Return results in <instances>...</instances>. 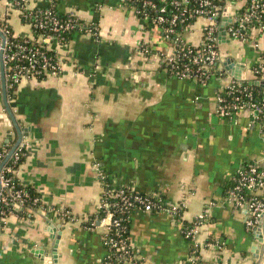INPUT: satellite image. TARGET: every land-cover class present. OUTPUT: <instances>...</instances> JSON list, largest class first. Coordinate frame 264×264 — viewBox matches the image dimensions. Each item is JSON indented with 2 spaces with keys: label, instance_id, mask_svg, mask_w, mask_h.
Listing matches in <instances>:
<instances>
[{
  "label": "crops",
  "instance_id": "1",
  "mask_svg": "<svg viewBox=\"0 0 264 264\" xmlns=\"http://www.w3.org/2000/svg\"><path fill=\"white\" fill-rule=\"evenodd\" d=\"M55 7L97 26L98 40L73 33L65 43L53 41L60 74L22 80L11 96L6 91L23 131V161L12 177L36 194L39 206L24 214L12 204L0 226V264H50L34 250L48 255L58 231L57 264H103L108 252L97 207L105 184L185 204L179 221L166 213H130L128 239L141 264H188L192 247L182 227L201 213L207 221L194 240L199 264H256L245 212L227 203L225 191L241 166L264 169V123L216 113L224 81L199 87L138 53L141 42L155 53H170L172 45L125 0H55ZM3 16L15 37L32 38L6 0H0ZM203 24L196 20L182 39L199 45ZM258 45H221L223 63L242 64L244 80H253V69L264 66V33ZM5 115L0 84V150L9 151L17 136Z\"/></svg>",
  "mask_w": 264,
  "mask_h": 264
},
{
  "label": "built area",
  "instance_id": "2",
  "mask_svg": "<svg viewBox=\"0 0 264 264\" xmlns=\"http://www.w3.org/2000/svg\"><path fill=\"white\" fill-rule=\"evenodd\" d=\"M130 2L131 0H127ZM43 3V9L34 14L36 28L40 34L35 45L26 38L22 42L8 39L6 25L2 24L0 33L5 37L4 44L0 39V62H2L6 90L15 89L22 80H37L40 76L58 75L61 66L57 59L47 52L50 44L63 33L78 28L80 34L89 35L98 40L97 26L77 23L80 19L75 14H67L62 20L51 9L53 0H6L8 10L13 4H25L27 7ZM139 6L132 8L133 13L148 27L158 28L165 40L172 45L170 53L152 52L146 42L139 43L137 52L152 59L159 69L172 77L192 82L204 87L211 79L224 81L225 85L216 95V113L223 118H231L238 113L248 116L251 124L264 123V98L254 101L251 90L227 74L223 68L220 46L231 41L247 42L258 48V35L264 33V0H134ZM77 19H76V18ZM228 18L224 35L220 36L219 26L223 18ZM203 20L199 45L191 46L182 39V34L196 20ZM4 20V16L2 17ZM83 21V20H82ZM15 36H13L14 38ZM223 39V40H222ZM225 62V61H224ZM246 81V80H244ZM264 81V66L253 69V80ZM229 96L230 101L223 97ZM8 150H0V164ZM24 156L21 142L10 157L17 163ZM9 159V160H10ZM8 160V161H9ZM6 165V164H5ZM0 170V188L7 190L13 203L23 206L28 194L23 189H14L13 179L5 177L11 168ZM232 186L226 190L225 197L235 210L245 212V229L248 233L256 232L264 216V169L256 163L241 166L231 180ZM0 191V193H1ZM255 195V193H259ZM37 203V199L33 200ZM185 207L184 202L171 203L158 195L141 194L127 187H112L105 184L97 213L99 224L103 225V246L108 252L103 264H141L136 249L131 247L126 238L124 221L132 211L147 213H166L180 220ZM3 212H0L2 214ZM68 218V213L61 214ZM207 221V214L201 213L187 226L182 227L183 238L191 243L188 264H199L197 244L194 242L199 227ZM1 222V221H0ZM262 235L264 236L263 232ZM219 249L221 245H215Z\"/></svg>",
  "mask_w": 264,
  "mask_h": 264
},
{
  "label": "trees",
  "instance_id": "3",
  "mask_svg": "<svg viewBox=\"0 0 264 264\" xmlns=\"http://www.w3.org/2000/svg\"><path fill=\"white\" fill-rule=\"evenodd\" d=\"M8 1L9 2H14L15 0H8ZM133 1L134 0H131L130 2H128L127 0H125V4L127 5V7L131 8V9L134 8L135 6H139L140 3L138 4V2H133ZM152 1H154L155 3L159 2V0H152ZM167 1H169V0H167ZM40 8L43 9V7H38V6L27 7V5H25V4H13V6H12L13 10L18 11L22 23L30 26L31 31H32V35H33L31 39H33V40H36L37 37L40 34H44L40 29L36 28L35 21L33 19L34 14H36L38 9H40ZM51 9L55 12V14L57 15L56 17H58L59 19L64 20V19L67 18V14H60L57 11V9L55 7V0H53V5L51 6ZM77 23L85 24V25L87 24L85 21L78 20V19H77ZM2 24L6 25L5 27H6L7 31H8V35H7L8 39H10V40L14 39L15 41H18V42H22V41L25 40V39L18 38V37H14L13 38L14 35H13L10 27L6 23V18L4 20H2L0 18V27L2 26ZM73 33H79L78 28H75L71 32L63 33L61 35V37L56 39L55 41L60 42V43H65ZM26 41H30L31 45H35L33 42H31L32 40L26 39ZM47 54L51 58H55L56 59V57H55V55H54L52 50H49L47 52ZM44 77L45 76H40V77H38V79H43ZM249 82H252V81H243V85L247 86L251 90V93H252L254 101H257V102L259 101L260 102L261 99L264 98L262 90L256 85H250ZM13 90L14 89L6 90L7 94H9L11 96L12 95L11 92H13ZM222 95L227 101H230V98H229V96H227L226 93H223ZM6 148H7L6 150L9 149L8 147H6ZM22 161H23V157H21L19 159V161H17V163H13V161L10 159L6 163L5 167L11 168V172L10 173H5L4 176L5 177H11L13 179V177H12L13 170L16 169L18 167V165L22 163ZM13 183H14L13 184L14 185V189H23V190H25L27 192V194L29 196L28 199L24 202V204L22 206L24 208V214H26L25 212H27V211H25L26 209H33V208H36V207L39 206V199H38L36 194L31 189L22 188L21 186H19L17 184V182L14 179H13ZM231 186H232V182H230V185L228 186L227 189H229ZM34 199H37V203H33ZM12 204H13V201L10 199V197L8 195V191L7 190H2L1 193H0V212H3V213L0 214V221H2V219H4V217L8 213L11 212V209L13 208ZM100 216H101V213L98 214V218ZM128 223H129V218H127L124 221V225L126 227V232H125L124 236L125 237L127 236L126 238H128ZM108 264H112V263L108 262Z\"/></svg>",
  "mask_w": 264,
  "mask_h": 264
},
{
  "label": "water",
  "instance_id": "4",
  "mask_svg": "<svg viewBox=\"0 0 264 264\" xmlns=\"http://www.w3.org/2000/svg\"><path fill=\"white\" fill-rule=\"evenodd\" d=\"M227 22H229V19L224 17L222 19L220 26H219L220 36L224 35V27L226 26ZM0 39L2 41V46H3L5 37L1 33H0ZM0 55H1V52H0ZM223 68L227 72V74L229 76H231L233 79H235L237 81H244V75L245 74H243L244 66L242 64L235 62L231 58H228L223 63ZM0 84H1L2 101H3L5 111H6L5 116H7V118L10 119V122L13 125V127L16 131V136H17L14 145L8 151L5 158L3 159V161L0 164V170H1L2 167L8 162V160L10 159V157L12 156V154L14 153V151L18 147V145L22 142L23 131H21L19 129V127L17 126V123L15 122V119H14V117L11 113V110L7 104L6 87H5V81H4L2 62H0ZM249 84L258 86L262 90L263 96H264V81H260V82L252 81V82H249ZM4 118H6V117H4ZM0 191H1V188H0ZM0 226H1V222H0ZM262 232L264 234V216L262 217L261 222L256 229V232L251 234L257 242L256 245H254L252 247L253 249L251 250L253 258L256 259V262H255L256 264H264V236L262 235ZM60 236H61V231L56 232L52 236L51 239H52L53 243H52L51 251L48 255H44L42 249L41 250L35 249L34 254H39L40 258H41V255L43 254L42 259H44L45 261H49L50 264H57V246H58V243L60 240Z\"/></svg>",
  "mask_w": 264,
  "mask_h": 264
},
{
  "label": "rangeland",
  "instance_id": "5",
  "mask_svg": "<svg viewBox=\"0 0 264 264\" xmlns=\"http://www.w3.org/2000/svg\"><path fill=\"white\" fill-rule=\"evenodd\" d=\"M232 44H233V43H232ZM232 44H230V46H232ZM230 46H229V47H230Z\"/></svg>",
  "mask_w": 264,
  "mask_h": 264
}]
</instances>
